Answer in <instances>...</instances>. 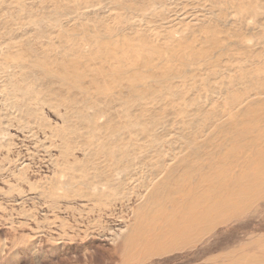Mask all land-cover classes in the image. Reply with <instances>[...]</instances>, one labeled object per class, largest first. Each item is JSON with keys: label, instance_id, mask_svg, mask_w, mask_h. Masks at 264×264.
I'll use <instances>...</instances> for the list:
<instances>
[{"label": "rangeland", "instance_id": "1", "mask_svg": "<svg viewBox=\"0 0 264 264\" xmlns=\"http://www.w3.org/2000/svg\"><path fill=\"white\" fill-rule=\"evenodd\" d=\"M263 144L264 0H0V264H264V196L130 245Z\"/></svg>", "mask_w": 264, "mask_h": 264}, {"label": "bare ground", "instance_id": "2", "mask_svg": "<svg viewBox=\"0 0 264 264\" xmlns=\"http://www.w3.org/2000/svg\"><path fill=\"white\" fill-rule=\"evenodd\" d=\"M235 176L239 181V186L235 190L225 183L219 184L216 193H210L209 187L200 191L195 189L193 192L186 189L185 194L189 199L187 196L185 197H187L188 201L182 205H175L174 211L165 209L168 212H164L165 210L162 207H155L153 213L146 219L148 221L152 218L156 219L153 223H148L147 225L152 231L142 232L140 240L135 241L134 239L130 243L131 247L136 249V246H138V248L145 250L162 251L169 247H174L182 240L190 242L207 231L208 224L204 218L207 213L211 216L217 214L218 217L234 218L246 212L261 196H264V144L258 148L254 156L243 157L241 172ZM233 179L234 177H232ZM157 212H159L163 223L158 229H155V226L160 224V217L157 216L158 218H155ZM168 238L169 242L166 241ZM257 257L259 258L258 255Z\"/></svg>", "mask_w": 264, "mask_h": 264}]
</instances>
